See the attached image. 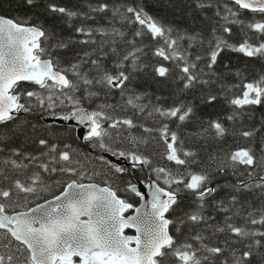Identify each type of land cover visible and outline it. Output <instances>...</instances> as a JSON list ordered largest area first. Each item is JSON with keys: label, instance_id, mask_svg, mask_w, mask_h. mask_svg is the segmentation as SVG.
I'll use <instances>...</instances> for the list:
<instances>
[{"label": "snow or ice", "instance_id": "obj_1", "mask_svg": "<svg viewBox=\"0 0 264 264\" xmlns=\"http://www.w3.org/2000/svg\"><path fill=\"white\" fill-rule=\"evenodd\" d=\"M16 2L0 264H264V74L231 62L264 60V0ZM149 69L169 100L133 86Z\"/></svg>", "mask_w": 264, "mask_h": 264}, {"label": "trees", "instance_id": "obj_2", "mask_svg": "<svg viewBox=\"0 0 264 264\" xmlns=\"http://www.w3.org/2000/svg\"><path fill=\"white\" fill-rule=\"evenodd\" d=\"M39 10H37L38 12ZM0 15H4L6 17H12L15 19H22L23 17H25L27 15V13L25 11H22L19 9L18 4L16 2V0H0ZM41 20L43 19L42 17L40 18ZM37 21V17L35 15L32 16V23H36ZM145 63L149 62V58L147 56H145L144 58ZM232 64L233 65H239L241 68L246 70V75L251 78L253 76H258L260 74H264V60H260V59H255V60H247V58H244L242 56L236 55L233 56L232 58ZM133 86L137 87L140 91H144L147 90L150 93L151 92H155L156 96H161L162 101H167L169 100V97L167 95L168 93V89L165 88L163 90V95L161 94V91L159 90V86L154 84L152 77L150 75V69L146 70L145 72H141L138 73L136 75V78L133 81ZM226 107V105H224ZM257 116H264V107L257 109ZM32 123H35V121L33 120ZM150 123V122H148ZM173 130H176L175 127L173 126ZM61 135H67L68 133H66L65 131H63V129H61ZM74 147L79 148L81 154L83 156H90L93 158V160L95 159L93 153L90 151V149H88L83 141L80 140H76L73 141ZM229 144H231V139L229 140ZM162 145H156L153 144L151 147L147 148L146 150L155 154L156 151L158 150H162ZM96 168H99L100 165L96 164L94 165ZM62 179L59 176L53 175L52 177L47 178L48 183L53 185V189L55 192H58L60 190L59 186L55 185V181ZM96 182L97 183H102V179L100 177L96 178ZM121 195H126L127 198L130 199V201H132L133 199H136V197L131 196V194H125V193H121ZM44 197L46 198H51V193H44ZM35 202H43L42 199L37 200ZM188 202L185 201L184 204H182V207L186 206ZM23 210V209H21ZM3 250L0 249V252H2Z\"/></svg>", "mask_w": 264, "mask_h": 264}]
</instances>
